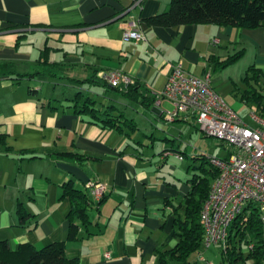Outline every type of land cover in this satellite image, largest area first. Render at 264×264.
<instances>
[{
	"label": "crops",
	"instance_id": "crops-1",
	"mask_svg": "<svg viewBox=\"0 0 264 264\" xmlns=\"http://www.w3.org/2000/svg\"><path fill=\"white\" fill-rule=\"evenodd\" d=\"M169 4L170 0H0V136L4 137L0 204L12 205L4 211L6 223L1 219L0 240L6 239L11 248L21 242L36 248L63 242L65 256L79 264H157V248L176 244L174 209L190 191L186 180L199 170L196 155L189 154V163L180 145L163 146L158 154L151 148L148 153L141 140L158 129L167 141L177 132L181 136L178 127L194 125L181 117L168 121L163 105L168 109L172 105L157 96L177 62L196 76L208 72L211 79L213 57L228 52L236 37L264 54V26L146 23ZM128 31L144 38L126 37ZM31 35H40L42 41L28 40ZM260 66L262 71L255 73L264 79V60ZM111 69L142 84L141 94L124 96L128 100L121 97L139 117H127L120 110L135 125L130 131L122 122L120 130L105 128L91 115L74 111L77 91L100 86L87 79ZM257 79L243 105L253 101L255 113L264 117V81ZM211 85L217 92L212 80ZM104 88V94L107 89L115 91ZM71 89L77 91L66 94ZM232 108L237 112L241 106ZM169 125L174 131L167 132ZM67 180L89 198L86 217L76 220L78 231L72 240L67 239L71 203L60 195ZM90 180L105 187L100 200L86 187ZM19 203L28 213L23 221Z\"/></svg>",
	"mask_w": 264,
	"mask_h": 264
},
{
	"label": "trees",
	"instance_id": "trees-1",
	"mask_svg": "<svg viewBox=\"0 0 264 264\" xmlns=\"http://www.w3.org/2000/svg\"><path fill=\"white\" fill-rule=\"evenodd\" d=\"M145 21L151 26L217 24L238 28H256L264 26V0H170L166 10L146 18ZM20 37L22 36H19V40ZM253 77L256 78L257 74L254 73ZM87 80L91 84L110 87L131 99L133 95L141 94L142 84L137 80H133V83L127 86H112L96 75V72ZM72 101H74L76 113L91 115L105 128L120 130V122L131 129L135 128L133 121L127 119L122 111L114 114L116 107L113 104L105 106L102 102V107H98L96 100L82 91H77ZM3 140L4 137L0 136L2 145H4ZM58 155L80 157L72 152H59ZM195 158L200 159L197 165L199 170L186 180L190 191L180 205L174 209L176 213L173 224L177 242L168 249L157 248V264H191L190 255L198 252L203 245L204 230L200 212L207 198L210 184L218 175V170L209 163L206 156L196 155ZM60 195L68 197L71 203V209L67 215V239L72 240L78 231L76 220H84L86 217L89 198L82 190L75 188L71 180L61 184ZM18 206L17 212L23 221L28 213L20 203ZM179 208L182 213L178 212ZM225 243V250L220 248L223 264H235L237 261L246 264L247 260H251V264H264V232H262L256 207L243 210L235 218L228 228ZM249 244H252L251 248ZM0 264H79V261L65 256L63 242H52L39 248L28 242H21L13 249L6 239H2L0 240Z\"/></svg>",
	"mask_w": 264,
	"mask_h": 264
},
{
	"label": "built area",
	"instance_id": "built-area-1",
	"mask_svg": "<svg viewBox=\"0 0 264 264\" xmlns=\"http://www.w3.org/2000/svg\"><path fill=\"white\" fill-rule=\"evenodd\" d=\"M125 36L144 38L137 31H128ZM217 41L213 39V43ZM99 74L112 86L133 83L131 77L118 69ZM157 97L172 105L170 111H165L168 121L180 117L190 120L204 134L232 147L227 157H206L218 170V175L210 184L200 212L203 245H220L225 250L230 224L250 207H256L264 232V117L251 112L250 118L255 125L245 123L214 90L210 73L196 76L185 71L181 62L172 66ZM86 187L95 200H100L105 194V187L99 182L90 180Z\"/></svg>",
	"mask_w": 264,
	"mask_h": 264
},
{
	"label": "rangeland",
	"instance_id": "rangeland-1",
	"mask_svg": "<svg viewBox=\"0 0 264 264\" xmlns=\"http://www.w3.org/2000/svg\"><path fill=\"white\" fill-rule=\"evenodd\" d=\"M33 39L34 42H41V36H28V40ZM52 45V43H49ZM43 43L40 45L42 46ZM220 51V57H213L214 61L211 65L210 72L212 74L211 80L213 81V85L217 89V92L221 96V98L231 107L238 106L241 108L237 110V112L242 116V118L248 122L250 126H253L255 123L250 118L249 113L255 112V104L253 101H249L250 103L244 104L246 100V95L249 94V90L251 86L256 85L255 81L258 77L254 78L255 71L258 72L259 69L262 71V66H260V62L264 60V54H259L248 42L244 40H239L236 37L233 42L229 46L228 52ZM211 57V56H210ZM209 57V58H210ZM251 68V70H250ZM262 76V75H261ZM260 81H264V79H257ZM264 83V82H262ZM261 83V84H262ZM93 89H87L85 86L81 91L83 93H88L89 96L96 100V105L98 107H102V102L105 106H109L110 104L115 105L116 111L123 110L127 117L135 116L136 108L134 106H126L127 102L124 100H128L120 93H117L111 89H107L106 94H104V86H93ZM77 89H71L66 91V94L73 95ZM103 91V92H101ZM123 97V99H121ZM63 99V97H61ZM164 111H170L169 105L165 103L163 105ZM243 112L245 114L243 115ZM138 124L142 123L139 120ZM192 122V121H190ZM145 124V123H144ZM193 126L189 124H184V126L178 127L177 130L181 128V136L179 137L178 132L173 135V138H168L165 141L163 134L158 130L154 129V135L150 138L143 139V142L149 149L148 153H151L150 150L153 148L156 154L163 149V146L170 147L173 145L179 146L182 149L186 150L187 160L191 163V157L189 154L194 153L195 155H204L206 157H224L229 152H232V147L222 143L219 139L208 136L204 134L201 130H199L198 126L192 122ZM169 129L167 132H171L172 125L167 126ZM127 131H130V127L127 128ZM176 130V131H177ZM174 131V130H173ZM150 135V134H149ZM134 137L137 136V133L134 132ZM194 162L199 164L200 159H196ZM196 163V164H197ZM207 166V164L205 163ZM12 205L8 203L0 204V208L2 209V214L0 215V223L1 219L4 223L8 217H6L5 212L9 210ZM249 210V209H248ZM5 211V212H4ZM2 231L0 230V234ZM220 245H213L210 247H206L204 245L201 246L198 252H195L190 255L189 262L191 264H223L220 255ZM251 260H247L246 264H251ZM235 264H243L241 261H237Z\"/></svg>",
	"mask_w": 264,
	"mask_h": 264
}]
</instances>
